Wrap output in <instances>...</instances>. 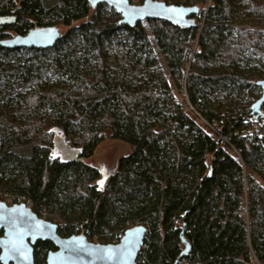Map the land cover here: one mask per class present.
<instances>
[{
  "label": "trees",
  "instance_id": "obj_1",
  "mask_svg": "<svg viewBox=\"0 0 264 264\" xmlns=\"http://www.w3.org/2000/svg\"><path fill=\"white\" fill-rule=\"evenodd\" d=\"M160 1L196 5L194 25L148 19L149 34L105 3L0 0L15 16L0 38L67 27L47 49L0 46V191L61 236L114 243L144 225L137 264H172L183 223L177 264H264V125L243 134L264 79V0ZM58 129L83 161L54 152ZM107 132L129 152L104 177L84 159ZM53 248L38 241L34 264Z\"/></svg>",
  "mask_w": 264,
  "mask_h": 264
},
{
  "label": "water",
  "instance_id": "obj_2",
  "mask_svg": "<svg viewBox=\"0 0 264 264\" xmlns=\"http://www.w3.org/2000/svg\"><path fill=\"white\" fill-rule=\"evenodd\" d=\"M91 8L105 3L119 15V24L134 26L148 19L165 20L179 26H193L198 13L196 5L166 3L160 0H142L133 4L130 0H87ZM176 9L178 11H173ZM14 15L0 16V24H12ZM60 36L55 25L34 27L25 34L0 38V46L5 48L52 47ZM260 96L252 103L250 116L259 114L264 104V79L257 81ZM218 144L223 139L218 138ZM53 150L62 161H83L81 150L68 143L60 129L52 139ZM185 223L180 231L182 249L172 264L190 250V242L184 235ZM147 229L144 225H134L125 229L117 242L98 243L89 240L83 231L69 236L57 232V224L39 217L25 202L6 204L0 200V263L34 264L33 245L38 241H50L55 250L48 251L46 264H137V256L142 248ZM109 250L111 256L109 257Z\"/></svg>",
  "mask_w": 264,
  "mask_h": 264
},
{
  "label": "rangeland",
  "instance_id": "obj_3",
  "mask_svg": "<svg viewBox=\"0 0 264 264\" xmlns=\"http://www.w3.org/2000/svg\"><path fill=\"white\" fill-rule=\"evenodd\" d=\"M130 2L133 4H139L142 2V0H130ZM78 23L79 22H74L73 24L77 25ZM55 26H57L59 28L60 33H63L67 30V27L63 26L62 24H56ZM143 26L145 27L146 31L150 34L149 27H148L147 23L144 21H143ZM7 33L9 36L15 35V33L13 31H8ZM150 39H151V43H152V45L156 51L157 57H158L160 63L162 64V66L164 67L163 57H162L160 51L157 49L153 38L150 37ZM164 71H166L165 67H164ZM173 89H174V91L176 90V88L174 86H173ZM177 100L180 101L181 99L177 96ZM262 121L263 120H259L257 122L260 129L264 125V122H262ZM223 141L226 142L225 139ZM128 152H129V146L126 143H124L123 141H120L118 139H114V138L110 137L108 132H107L105 138L96 147L93 155L85 158L84 161L86 163L91 164V165L95 166L96 168H98L100 170L101 174L104 177H106L107 175H109L115 171L117 161L119 160V158L123 155H126ZM51 157H53V156H51ZM254 177L258 178L257 175H255V174H254ZM258 179L260 180V182L264 186V182L260 178H258ZM6 196H7L6 194H2V192L0 191V200L4 201L5 203L12 204V202L10 201V198L8 196L7 197ZM20 202H23V201L19 200V202H16V203H20ZM39 217L46 220V218L43 216H39ZM91 241L98 242L94 239Z\"/></svg>",
  "mask_w": 264,
  "mask_h": 264
},
{
  "label": "built area",
  "instance_id": "obj_4",
  "mask_svg": "<svg viewBox=\"0 0 264 264\" xmlns=\"http://www.w3.org/2000/svg\"><path fill=\"white\" fill-rule=\"evenodd\" d=\"M261 29H264V25ZM259 120H263L262 122H264V109H262V108H261V110L257 116L250 119V127H252V130H254V131H252L251 133L244 132L243 134L251 135V134L256 132L257 135H261L262 132L260 131V128L257 124V122ZM26 204H27V206L30 207L29 203H26Z\"/></svg>",
  "mask_w": 264,
  "mask_h": 264
},
{
  "label": "bare ground",
  "instance_id": "obj_5",
  "mask_svg": "<svg viewBox=\"0 0 264 264\" xmlns=\"http://www.w3.org/2000/svg\"><path fill=\"white\" fill-rule=\"evenodd\" d=\"M250 109H251V107H250ZM250 115V114H249ZM251 118H253V117H249L248 118V122H247V124H248V128L246 129V131L245 132H247V133H251L252 131H254V130H252V127H250V119ZM219 137H221L223 140L225 139L226 140V137L225 136H222V135H219Z\"/></svg>",
  "mask_w": 264,
  "mask_h": 264
},
{
  "label": "flooded vegetation",
  "instance_id": "obj_6",
  "mask_svg": "<svg viewBox=\"0 0 264 264\" xmlns=\"http://www.w3.org/2000/svg\"><path fill=\"white\" fill-rule=\"evenodd\" d=\"M6 204H8V203H6ZM12 204H14V203H12ZM12 204H8V205H12ZM38 241H41V240H38ZM38 241H37V242H38ZM37 242H36V243H37ZM36 243L33 245V249H34ZM53 247H54V245H53ZM55 249H56V248L54 247L53 249H49L48 251H50V250H55ZM48 251H47V253H48ZM47 253H46V255H47ZM33 256H34V250H33ZM10 264H12V263H10ZM45 264H46V256H45Z\"/></svg>",
  "mask_w": 264,
  "mask_h": 264
},
{
  "label": "snow or ice",
  "instance_id": "obj_7",
  "mask_svg": "<svg viewBox=\"0 0 264 264\" xmlns=\"http://www.w3.org/2000/svg\"><path fill=\"white\" fill-rule=\"evenodd\" d=\"M173 11H178L176 9H172ZM98 183H100L101 185L103 184V180L99 181ZM111 256V250H109V257Z\"/></svg>",
  "mask_w": 264,
  "mask_h": 264
}]
</instances>
